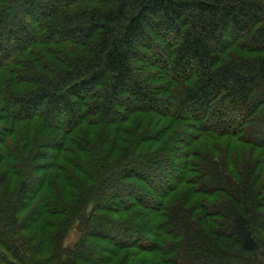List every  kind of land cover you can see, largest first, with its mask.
<instances>
[{
  "label": "trees",
  "instance_id": "16d2710c",
  "mask_svg": "<svg viewBox=\"0 0 264 264\" xmlns=\"http://www.w3.org/2000/svg\"><path fill=\"white\" fill-rule=\"evenodd\" d=\"M0 246L264 264V0H0Z\"/></svg>",
  "mask_w": 264,
  "mask_h": 264
},
{
  "label": "rangeland",
  "instance_id": "374dc122",
  "mask_svg": "<svg viewBox=\"0 0 264 264\" xmlns=\"http://www.w3.org/2000/svg\"><path fill=\"white\" fill-rule=\"evenodd\" d=\"M114 218L116 219H121V218H127L129 219L130 217H132L133 215L131 213H128L126 215H118L116 216L115 214H113ZM78 237V232L76 231V229H71V231L67 234L66 238H65V241H64V245H72L76 239ZM0 249H1V246H0ZM158 253H154L152 254V258L156 257ZM113 264H116V262H114Z\"/></svg>",
  "mask_w": 264,
  "mask_h": 264
}]
</instances>
